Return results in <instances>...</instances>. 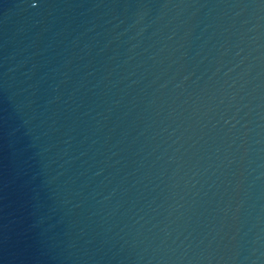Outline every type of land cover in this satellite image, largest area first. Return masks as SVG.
I'll return each mask as SVG.
<instances>
[{
    "label": "water",
    "instance_id": "95a60500",
    "mask_svg": "<svg viewBox=\"0 0 264 264\" xmlns=\"http://www.w3.org/2000/svg\"><path fill=\"white\" fill-rule=\"evenodd\" d=\"M0 264H264V0H0Z\"/></svg>",
    "mask_w": 264,
    "mask_h": 264
}]
</instances>
